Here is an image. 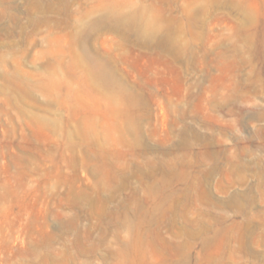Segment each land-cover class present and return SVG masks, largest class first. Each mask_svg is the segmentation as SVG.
Instances as JSON below:
<instances>
[{"label":"rangeland","instance_id":"obj_1","mask_svg":"<svg viewBox=\"0 0 264 264\" xmlns=\"http://www.w3.org/2000/svg\"><path fill=\"white\" fill-rule=\"evenodd\" d=\"M0 264H264V0H0Z\"/></svg>","mask_w":264,"mask_h":264}]
</instances>
